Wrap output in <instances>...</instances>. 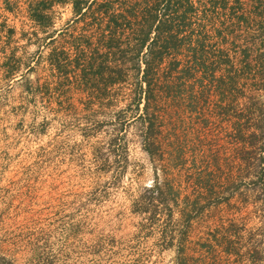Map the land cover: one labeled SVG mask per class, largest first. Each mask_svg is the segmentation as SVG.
<instances>
[{
	"label": "rangeland",
	"instance_id": "374dc122",
	"mask_svg": "<svg viewBox=\"0 0 264 264\" xmlns=\"http://www.w3.org/2000/svg\"><path fill=\"white\" fill-rule=\"evenodd\" d=\"M32 1L0 0V264H264L261 152L233 136L239 121L264 140V0H85L83 16L51 5L42 27ZM144 15L166 28L143 46L116 33L103 90L115 72L89 66L106 23ZM71 49L82 85L49 66ZM156 51L160 78L140 88Z\"/></svg>",
	"mask_w": 264,
	"mask_h": 264
},
{
	"label": "trees",
	"instance_id": "16d2710c",
	"mask_svg": "<svg viewBox=\"0 0 264 264\" xmlns=\"http://www.w3.org/2000/svg\"><path fill=\"white\" fill-rule=\"evenodd\" d=\"M258 5H262V0H256ZM33 6L30 4L28 7V16L30 18V20L35 23L38 27H42L44 20L48 19V13L47 11L50 10V6L55 4V5H64V4H71L72 9H73V13L76 16H83L84 13V6L86 5V1L85 0H33L32 1ZM170 3V2H168ZM259 16H264V14L260 13ZM157 24H162L165 28H166V22L163 24L162 20H156L153 19L152 17H147L146 15H144L139 23L138 27H127L128 29H122L120 28V25H118V21L117 20H113V21H108L106 23L105 29L106 32L109 34V37L106 40V43L109 46V51H106L105 53L101 54L100 57V61L97 63V61H95L96 65H92L90 64L89 68L90 69H94L95 71V76L94 79L95 81H97L98 78H102L103 76V71L102 69L103 64L106 65V70H110L113 71L115 73H109L110 75H108L107 78V83L103 84V90H107L108 86L113 84V81L111 79L112 76H114L115 74H117L118 76L120 75V65H115L114 67H110L109 64H112V62H117V64H119L118 59H116V53L113 51V47L116 48V50H118L119 47H115V45L117 46V44L114 45V42L117 43V41H115L117 39L116 37V33H120V32H129V33H140V39L139 41H141V46L145 45L148 40H149V33H155L158 31L157 26L154 25V23ZM120 24V23H119ZM172 27H167V31H169ZM160 30V27H159ZM52 38V37H50ZM54 39H51L50 42H53ZM74 54H80L82 51H80L79 49H71ZM121 54H125L124 51L120 52ZM164 52L161 51H156V52H152L148 55V57H150L149 59V63L146 62L145 64V68L142 70V72H140L141 68L138 67V71L140 72V78H139V86L140 88L143 86H147L148 88L150 87V83H149V77L152 78H160V74L158 72V68L157 66L160 65V63L162 62V60L164 59L165 55L163 54ZM77 54L74 57V63L70 64L68 66H65L64 64H62V57L67 56L68 53L64 50L59 51L58 53L55 50H52L49 55H48V60H49V66L51 71H55L59 74L65 73L68 70H73L76 74V77L78 78L79 84L82 85L84 84V72L86 71V69H84L85 67L80 66L79 64V59L77 57ZM146 55V56H147ZM61 56V57H60ZM137 57L143 56L141 55V52L138 51L136 53ZM69 57V56H68ZM77 57V58H76ZM116 59V60H115ZM155 63L156 67H154V65L152 63ZM204 64V63H203ZM89 65V63H88ZM203 68V67H201ZM203 74H205V71H203ZM67 76V75H66ZM157 80V79H156ZM143 93H145V91H142L140 94L138 93V95H142ZM138 101V99L136 100ZM234 129H233V136H234V140L238 143H243L244 145H247L248 147V151L246 153L247 156H249V158H255L253 156H257V152L260 151L261 154L259 157V163L263 166V170L261 173V177L260 180L264 179V140L262 139V142L260 143V147H257V142H258V137L256 135L255 132H250L248 133L247 139L244 138L243 135V128L242 125H240V122L237 121V123H234ZM144 148H147L144 146ZM124 153L126 152V149H123ZM148 154H150L149 149H144ZM258 150V151H257ZM153 199L152 197H148L147 199V203H145V205L142 207L141 212H148V210H150V208H156V205H153ZM151 201H153L151 203ZM152 212H154L153 209H151ZM228 253L231 256H239L240 251L237 247H234L232 249V251H228Z\"/></svg>",
	"mask_w": 264,
	"mask_h": 264
}]
</instances>
